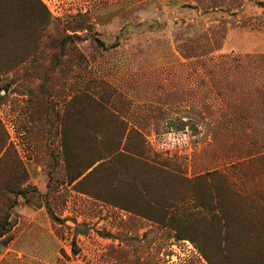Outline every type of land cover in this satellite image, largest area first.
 <instances>
[{
    "label": "rangeland",
    "instance_id": "1",
    "mask_svg": "<svg viewBox=\"0 0 264 264\" xmlns=\"http://www.w3.org/2000/svg\"><path fill=\"white\" fill-rule=\"evenodd\" d=\"M39 1L0 0V264H264V0ZM87 86L177 169L149 200L73 181L122 136Z\"/></svg>",
    "mask_w": 264,
    "mask_h": 264
},
{
    "label": "trees",
    "instance_id": "2",
    "mask_svg": "<svg viewBox=\"0 0 264 264\" xmlns=\"http://www.w3.org/2000/svg\"><path fill=\"white\" fill-rule=\"evenodd\" d=\"M37 5L41 11V16L38 18V21L36 22V26H47L50 23V13L47 10V8L37 0ZM69 39V37L67 36ZM34 42L35 38L33 37ZM33 42V43H34ZM1 45V43H0ZM2 49V48H1ZM0 49V51H1ZM3 51V50H2ZM27 62L24 61L23 64H26ZM7 66H0V72L8 71L9 69ZM105 88V87H104ZM101 92V91H100ZM97 93V91H96ZM93 94L89 90V86H87L86 89H83L80 93L82 102L86 104V106H90L92 104H99L104 106L103 110L100 112L99 115H101L103 118L108 117L109 119H115V123L119 125L122 128V136L115 140L114 142L105 143L103 137H97L95 138L91 145L95 146V154L92 156H88L87 161L82 165L81 172L77 177L73 179L75 181L76 179L80 178L84 173L89 171V175L94 174L97 171L109 169V170H119L121 168L126 172L125 180L128 181L131 184H138L139 181V187L141 189V193L144 192V198L150 199L149 191H147V184L155 182V184H159V181L166 182L167 178L169 176L174 177L177 175L176 168L170 164L169 161L160 162L159 160H156L155 158L150 159L149 156L146 153V148L142 139V136L140 132H137L136 129H132L130 125L126 122V120L123 118L122 120L119 117L120 112L111 105V103H105L106 105L101 104L103 101V97H107V101H110L112 97H114V94H118L117 92L113 93L110 91V89L106 88L105 92L101 94L98 99H95L94 97H97V94ZM94 96V97H93ZM120 99V96L117 98ZM134 138H138V144L137 146H134L133 140ZM102 145V148H99V146ZM63 150H64V157H65V164L67 169L71 165V154L74 151V148L71 146L70 143L67 141L63 142ZM130 168V169H128ZM131 169L134 170V174H130V176L127 177V175L131 172ZM86 176V177H87ZM85 177V178H86ZM150 179H154V181H151ZM120 181L126 182L123 178L119 179ZM147 205L149 203H146ZM176 203H170L166 206V209L164 206L159 207V209L163 212L167 213L163 216L161 220V224H165L169 221L173 222L172 216L168 214L169 209L176 208ZM204 209V208H203ZM211 213L214 212V209H208ZM135 212L145 217L147 214L143 211L142 208L136 209ZM220 212V211H219ZM149 217H152L151 215H148ZM213 217L216 216L215 214L212 215ZM172 219V220H171ZM177 231V230H176ZM176 238L179 240H183V238L179 232H176ZM192 241V239L187 238ZM73 253H78V248L76 246V243L73 241Z\"/></svg>",
    "mask_w": 264,
    "mask_h": 264
}]
</instances>
